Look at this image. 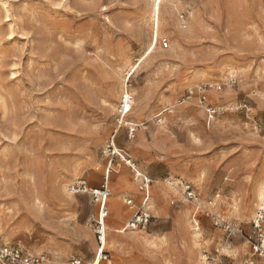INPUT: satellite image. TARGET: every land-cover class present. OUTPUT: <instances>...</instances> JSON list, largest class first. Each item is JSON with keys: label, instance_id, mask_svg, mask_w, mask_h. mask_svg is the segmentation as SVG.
<instances>
[{"label": "rangeland", "instance_id": "374dc122", "mask_svg": "<svg viewBox=\"0 0 264 264\" xmlns=\"http://www.w3.org/2000/svg\"><path fill=\"white\" fill-rule=\"evenodd\" d=\"M79 183L97 264H264V0H0V248L93 261Z\"/></svg>", "mask_w": 264, "mask_h": 264}, {"label": "built area", "instance_id": "2783aa9c", "mask_svg": "<svg viewBox=\"0 0 264 264\" xmlns=\"http://www.w3.org/2000/svg\"><path fill=\"white\" fill-rule=\"evenodd\" d=\"M162 46L164 48L168 47V43L166 41H162ZM133 100L130 95H123L119 106L117 108V116L119 117V123L124 121V118L127 116L129 109L132 106ZM130 165V162H127ZM134 167L133 165H130ZM149 180L143 181V187L146 188L149 184ZM73 194H88L91 193L95 198V202L99 204V212L98 218L95 224V238L98 245V251L96 258L87 263H82L81 261L72 259L67 264H97L98 262L106 261L107 256L103 252L104 242H105V219L107 217V209H106V194L102 191H89L84 183H79L74 185L71 190ZM126 203L131 204L130 201H126ZM260 213V211H259ZM148 216H138L133 219L131 223V228L134 229L140 225H145L147 223ZM261 223L262 217L261 214L258 215L254 227L256 230L261 231ZM255 255L264 258V240H260L258 245L254 248ZM46 262L44 256H30L25 254L23 251L17 248L10 247H1L0 248V264H44Z\"/></svg>", "mask_w": 264, "mask_h": 264}, {"label": "bare ground", "instance_id": "6f19581e", "mask_svg": "<svg viewBox=\"0 0 264 264\" xmlns=\"http://www.w3.org/2000/svg\"><path fill=\"white\" fill-rule=\"evenodd\" d=\"M153 13H152V19H155V17H157V14H158V7L156 6V8H155V6H154V8H153ZM157 20V19H156ZM153 48L154 47H152V45L150 44L149 45V52H151L152 50H153ZM148 52V53H149ZM138 66V65H137ZM137 66H135V67H133L132 66V69H134V70H136L137 69ZM118 82V81H117ZM118 84V83H117ZM123 89V95H128V90H126V87L124 88H122ZM123 123V122H122ZM121 125V124H120ZM124 125H125V123H124ZM114 151H115V153L117 154V156H119L120 157V159L122 160V161H125L126 163L128 162V161H126V159H125V157L124 156H122L121 155V153H119L115 148H114ZM70 192V191H69ZM256 201H257V208L258 209H262V207L264 206V186H261V187H259V189L257 190V194H256ZM105 245H106V243L104 242V247H103V250H104V248H105ZM97 251H98V249H97Z\"/></svg>", "mask_w": 264, "mask_h": 264}, {"label": "crops", "instance_id": "0c3cea01", "mask_svg": "<svg viewBox=\"0 0 264 264\" xmlns=\"http://www.w3.org/2000/svg\"><path fill=\"white\" fill-rule=\"evenodd\" d=\"M65 232L68 233V234H70V235H72V234L75 235L74 230H71V229H70V230H69V229H68V230L66 229ZM122 247H123V246H122ZM122 250L124 251V250H125V247H124V249H121V250H120L121 253L119 254V256H120L121 258H123V259H126V256L122 254Z\"/></svg>", "mask_w": 264, "mask_h": 264}]
</instances>
